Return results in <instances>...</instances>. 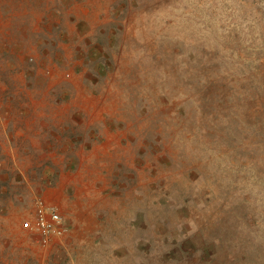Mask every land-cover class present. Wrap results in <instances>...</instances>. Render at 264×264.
I'll list each match as a JSON object with an SVG mask.
<instances>
[{"label":"rangeland","instance_id":"rangeland-1","mask_svg":"<svg viewBox=\"0 0 264 264\" xmlns=\"http://www.w3.org/2000/svg\"><path fill=\"white\" fill-rule=\"evenodd\" d=\"M0 264H264V0H0Z\"/></svg>","mask_w":264,"mask_h":264},{"label":"built area","instance_id":"built-area-1","mask_svg":"<svg viewBox=\"0 0 264 264\" xmlns=\"http://www.w3.org/2000/svg\"><path fill=\"white\" fill-rule=\"evenodd\" d=\"M37 230L44 237L45 242L51 236H61L63 234L62 220L55 208H39Z\"/></svg>","mask_w":264,"mask_h":264}]
</instances>
